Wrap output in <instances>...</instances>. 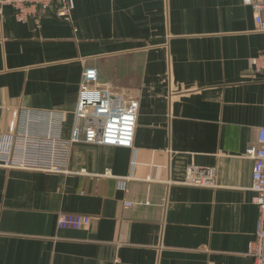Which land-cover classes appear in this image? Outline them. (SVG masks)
<instances>
[{"label":"crops","instance_id":"crops-1","mask_svg":"<svg viewBox=\"0 0 264 264\" xmlns=\"http://www.w3.org/2000/svg\"><path fill=\"white\" fill-rule=\"evenodd\" d=\"M74 4L70 20L52 12L17 22L6 11L0 134L27 126L69 139L86 124L76 110L83 73L96 68L115 107L140 102L134 144L75 143L66 172L0 167V264H254L259 210L246 151L264 124L254 9L243 0ZM190 164L213 168L215 184H182ZM62 213L91 223L61 228Z\"/></svg>","mask_w":264,"mask_h":264},{"label":"built area","instance_id":"built-area-1","mask_svg":"<svg viewBox=\"0 0 264 264\" xmlns=\"http://www.w3.org/2000/svg\"><path fill=\"white\" fill-rule=\"evenodd\" d=\"M254 9L257 28L264 31V0H243ZM74 0H0V23L6 11H12L17 22L37 19L42 13H54L59 18L70 20ZM257 72L264 69V50L253 59ZM99 73L89 68L83 73L80 98L76 110L79 123L73 128L71 137L64 138L52 130H32L27 126L0 134V167L41 170L45 172L68 171L71 152L75 143L105 144L119 147H132L140 110V102L131 99L122 107H115L108 92L98 85ZM64 114L59 115L60 122ZM37 117V116H36ZM89 117L104 118L101 137L98 126L88 125ZM253 164V202L259 210L254 239L249 243L248 255L254 264H264V124L259 130L257 145H250L246 151ZM195 187H209L215 184L213 168H201L195 164L186 167L181 182ZM123 189L124 184L121 182ZM130 202L125 203L131 207ZM91 223V216L79 213H62L58 218L61 228L80 229Z\"/></svg>","mask_w":264,"mask_h":264},{"label":"water","instance_id":"water-1","mask_svg":"<svg viewBox=\"0 0 264 264\" xmlns=\"http://www.w3.org/2000/svg\"><path fill=\"white\" fill-rule=\"evenodd\" d=\"M104 118H95V117H89L87 119L88 125H97L98 126V136L101 137L102 134V125L104 124Z\"/></svg>","mask_w":264,"mask_h":264}]
</instances>
